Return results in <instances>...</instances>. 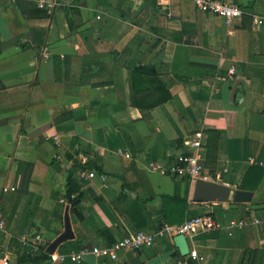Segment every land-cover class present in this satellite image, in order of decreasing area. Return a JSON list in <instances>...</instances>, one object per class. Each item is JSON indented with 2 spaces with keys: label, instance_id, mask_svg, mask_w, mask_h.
I'll return each instance as SVG.
<instances>
[{
  "label": "crops",
  "instance_id": "obj_1",
  "mask_svg": "<svg viewBox=\"0 0 264 264\" xmlns=\"http://www.w3.org/2000/svg\"><path fill=\"white\" fill-rule=\"evenodd\" d=\"M223 1L242 11L229 25L191 0H63L46 18L22 14L33 0H0V264H16L23 232L51 242L66 206L73 240L78 230L86 245L120 239L130 219L147 232L161 195L187 196L186 218L209 214L220 226L186 238V255L162 231L152 246L80 264H264V206L254 207L264 175L250 202L213 203L193 201L194 183L172 171L197 150L202 177L237 188L252 162L264 163V0ZM140 65L148 70L134 75ZM78 108L81 117L70 113ZM19 163L32 166L21 199ZM74 166L82 219L64 203L61 221L54 194ZM64 243L57 252L77 250Z\"/></svg>",
  "mask_w": 264,
  "mask_h": 264
},
{
  "label": "built area",
  "instance_id": "obj_2",
  "mask_svg": "<svg viewBox=\"0 0 264 264\" xmlns=\"http://www.w3.org/2000/svg\"><path fill=\"white\" fill-rule=\"evenodd\" d=\"M34 5L38 9H43L48 12L53 11L57 6L61 4L63 0H33ZM195 7L204 13H212L221 16L226 24H230L235 17H239L242 11L238 6L233 3H228L223 0H191ZM232 71V70H231ZM177 165L172 168V171H176L179 174L186 176L191 182L194 183L195 179L202 177L203 166L201 163V157L197 150L192 152H186L177 157ZM262 163V162H260ZM154 170H163V167L159 164H154L152 167ZM88 176H93L92 172L88 173ZM74 195H72L73 197ZM64 202L63 199L60 200ZM247 221L245 219L231 220L229 225H245ZM0 226H3V222L0 221ZM220 226V223L215 221L209 214L192 216L186 219L183 223L177 226H166L160 233L165 231L170 235L183 234L186 238H190L202 231H208ZM157 233H147L142 230L127 231V233L116 240L111 245H92L89 247H82L78 250H71L65 253H59L57 251L48 254L50 262H65L70 261L74 264H80L88 254H92L96 257H108L110 259H117L118 251L120 250H138L141 247L152 246L155 242ZM20 240L23 245H29L32 251L38 252L41 248H47L50 241L45 239L40 233L23 232L20 235ZM191 258H197V253L193 250L189 253Z\"/></svg>",
  "mask_w": 264,
  "mask_h": 264
},
{
  "label": "trees",
  "instance_id": "obj_3",
  "mask_svg": "<svg viewBox=\"0 0 264 264\" xmlns=\"http://www.w3.org/2000/svg\"><path fill=\"white\" fill-rule=\"evenodd\" d=\"M22 14L26 16L27 18H46L49 17V12L43 9H38V8H31L30 10H25L22 8ZM148 70V67L145 65H140L137 68H135V71L133 74L135 75V72L138 71H144ZM133 80H135V76H132ZM168 96V95H167ZM166 96V97H167ZM164 99H159L157 100L154 104L157 105L159 102H162ZM69 113V112H68ZM67 113V114H68ZM70 113L72 115L81 117L84 115V112L82 109H74L71 110ZM56 123V122H55ZM78 139L77 137H72L71 138V144L70 148L73 150L74 153H78L79 149L77 148L78 145ZM68 157H71L72 154H67ZM261 161H254L249 165L244 174L242 175L240 181L238 183L230 181L231 183H236V186L238 189H245V190H256L259 186V183L264 175V163H260ZM20 166L24 165V169L20 173V178H19V183H18V190H17V197L18 199H21L27 192V183L28 179L31 173V164L30 163H19ZM52 166L54 168H57V163L53 160L51 162ZM77 167H73V169L69 170L68 173L66 174L65 177V192L63 194H54L56 199H57V204L55 205V208L51 212L54 218L58 214L59 220L62 221V211H63V206L64 203L69 205L70 211L76 215V217L81 220L82 219V214L80 211L76 208L77 204L80 202L82 198V192L80 190V187L72 180V175L75 172ZM58 169V168H57ZM202 175H204L202 171ZM222 180L224 182H227V178L225 176H222ZM190 181V180H189ZM72 195H74L72 197ZM93 200H98L97 197L92 195ZM127 198V193L125 192V189H122L121 193L117 197V201L119 203H124ZM63 199L64 202H61L60 200ZM160 199L162 201V206H163V211L162 213L152 219L151 222V227L147 231V233H157L161 231L164 227L166 226H177L183 223L186 219L185 217V212L188 207V201H187V196L185 197H174V196H168V195H161ZM264 203H259L256 204L254 207L261 209L263 208ZM131 207V206H129ZM129 218L131 217V213L128 214ZM128 226L130 229L133 231H138L142 230L145 228L143 223L138 222V221H133V219H130L128 222ZM107 230L106 228L100 230ZM36 233L41 234V230L37 229L35 231ZM116 240L113 237H108L106 239L105 245H111L115 242ZM67 243H75L76 247L75 249H81L82 247H86V238L83 236L78 230L76 233V239L73 241H67ZM65 243H63L64 245ZM41 249L38 252H33L31 247L29 245H23L21 252L17 254L16 258V264H21L24 262H31L33 264H49V255L46 252V249L43 247H40ZM59 252H63L64 250L62 247H59ZM3 254L0 252V257ZM134 264H141L140 261L136 259Z\"/></svg>",
  "mask_w": 264,
  "mask_h": 264
},
{
  "label": "water",
  "instance_id": "obj_4",
  "mask_svg": "<svg viewBox=\"0 0 264 264\" xmlns=\"http://www.w3.org/2000/svg\"><path fill=\"white\" fill-rule=\"evenodd\" d=\"M254 192L252 190L232 188L230 185L218 181L198 177L194 181L192 200L196 202H233V203H248L252 200ZM64 229L59 233L47 246L46 252L51 254L57 250L62 243L73 240L75 233L72 229L68 216V206L65 207ZM175 245L179 248L182 255L189 252L187 239L183 234H177L173 237ZM88 245L86 247H91Z\"/></svg>",
  "mask_w": 264,
  "mask_h": 264
}]
</instances>
